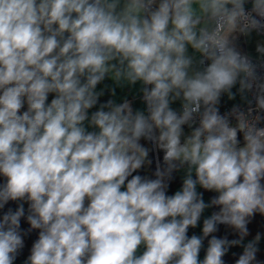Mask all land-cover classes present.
I'll return each instance as SVG.
<instances>
[{
    "label": "clouds",
    "instance_id": "clouds-1",
    "mask_svg": "<svg viewBox=\"0 0 264 264\" xmlns=\"http://www.w3.org/2000/svg\"><path fill=\"white\" fill-rule=\"evenodd\" d=\"M0 178V264H264V0H0Z\"/></svg>",
    "mask_w": 264,
    "mask_h": 264
},
{
    "label": "trees",
    "instance_id": "trees-1",
    "mask_svg": "<svg viewBox=\"0 0 264 264\" xmlns=\"http://www.w3.org/2000/svg\"><path fill=\"white\" fill-rule=\"evenodd\" d=\"M157 154H158V160L162 163L163 154L159 151H157ZM150 160L152 161V170H153L151 177L154 178L153 173L155 171V168H154V158H153L152 153L150 154ZM134 174H140L142 176H145L144 167L139 171V173H134ZM2 179L3 178H0V182H2ZM176 181H177V177L175 176V179L172 181L170 185V189L172 188V186L174 185ZM211 195L214 196L215 194L212 193ZM17 207H18V202L10 201L3 210H0V217H2L3 213L6 212L8 208H11L13 211H15ZM24 207H25V213L27 215V208H28L27 203L24 204ZM214 210H217V209H212V211ZM29 227L30 226L27 224L26 218H22L21 220L22 230H27ZM248 227L251 233V235L249 236V239H251L252 236H254L257 232L264 233V217H261L259 214H257ZM218 228H219V231L213 234V235H216L218 238H222L225 235H227L229 239L236 238L235 234L232 233V231L228 229L226 226L220 225L218 226ZM37 238H38V232L36 230L32 231L31 233L25 236V247L22 249L20 255L17 257V260L25 258L30 254L31 245ZM205 242H207V239H205ZM233 248H235L236 250L231 251L224 257L225 264H234L235 259L238 258L239 254L242 253V248L240 246H234ZM259 248H260V252L258 253V258L261 260H264V242H260ZM233 253H236V256H233Z\"/></svg>",
    "mask_w": 264,
    "mask_h": 264
},
{
    "label": "crops",
    "instance_id": "crops-1",
    "mask_svg": "<svg viewBox=\"0 0 264 264\" xmlns=\"http://www.w3.org/2000/svg\"><path fill=\"white\" fill-rule=\"evenodd\" d=\"M246 6H251V4H248V5H246ZM258 38H259V37H257L255 34L253 35V37H252L250 40H246V38L241 37V39H240V44H241L242 48H243L245 51H251V52H253V54H255V53H254V45H255V42H256V40H257ZM108 83H111V82L109 81ZM101 87H102V86H101ZM138 89H139V85H137V86H136L134 89H132V90H129V89H127V88H125L124 90L117 89L115 99L117 100V102H121L122 99H123L125 96H128V95H129V96H131V101H132V103H133V106H134L135 108H142V107H143V104H142V102H141V99H140V95H139ZM129 96H128V97H129ZM134 97H135V98H134ZM52 98H53V97H52V95L50 94V96H49V102L51 101ZM108 98H109V97L106 95L105 97H102L101 99H102V101H106ZM222 100H223L225 103L229 104V105H233V104H236V103H240V99H239V97H237V99L234 100V101H229V100L227 99V97L222 98ZM173 106H174V107H177L178 105H173ZM94 110H95V109H92L91 111H94ZM90 130H91V129H90ZM142 144H145V146H147V147H149V148L151 149V145L148 144L147 142L142 141ZM154 150H155V149L150 150V153H149V159H150V154L152 153V154H153V158H154V168H156L157 161H159V160H158L157 150H156V155H155V151H154ZM152 172H153V170H152V163H151L150 165L146 164V165L144 166V175H145V176H148V177H151ZM175 176L177 177V181L174 183V185L172 186V188L169 190V194L174 193V191H175L177 185L182 184V178L180 177V175H179V174H175ZM151 178H152V177H151ZM207 192H208V191H207ZM208 194H209V196H210V198H211V196H212L211 194H212V193H211V192H208ZM214 194H215V193H214ZM202 225H203V220H202ZM192 232H193V228H190L189 231H188V235L190 236ZM201 235H202V232H201ZM206 243H207V242L204 241V244H206ZM205 250H206V249H202V250H201V253H200V259H203L204 254H205ZM141 251H143V248H141ZM229 253H230V252H229ZM26 258H27V257L22 258V259H20V260H16V261H15V264H24V261L26 260Z\"/></svg>",
    "mask_w": 264,
    "mask_h": 264
},
{
    "label": "rangeland",
    "instance_id": "rangeland-1",
    "mask_svg": "<svg viewBox=\"0 0 264 264\" xmlns=\"http://www.w3.org/2000/svg\"><path fill=\"white\" fill-rule=\"evenodd\" d=\"M178 174H179L180 177L182 178L183 173L181 172V173H178ZM181 185H182V184L177 185L175 191L178 190L179 187H180ZM198 191H202V192H203L205 202H208V201L210 200V196H209V194H208L207 191L202 190V189H199V188H198ZM211 213H212V209H207V210H205V212H204V214H203V216H202V218H201L200 223L198 224V226H197L196 228H193V232L191 233V235H193V234H195V235H201V232H202V226H203V225H202V220H203L204 218H207L208 216H210ZM191 235H190V236H191ZM190 236H189V237H190ZM261 242H264V240H261ZM206 247H207V243L204 244V249H206ZM234 250H236V249L232 247V248H230L229 252L234 251ZM229 252H228V253H229Z\"/></svg>",
    "mask_w": 264,
    "mask_h": 264
},
{
    "label": "built area",
    "instance_id": "built-area-1",
    "mask_svg": "<svg viewBox=\"0 0 264 264\" xmlns=\"http://www.w3.org/2000/svg\"><path fill=\"white\" fill-rule=\"evenodd\" d=\"M246 7L249 8V9L251 8V6H246ZM128 96H126V97L131 101V96H129V97ZM231 107H232V105H229V104L225 103L223 100L221 101V109L220 110H221L222 113L230 110ZM24 110H26V106H25ZM241 139H242V137H241ZM154 151H155V155H156V150H154Z\"/></svg>",
    "mask_w": 264,
    "mask_h": 264
},
{
    "label": "water",
    "instance_id": "water-1",
    "mask_svg": "<svg viewBox=\"0 0 264 264\" xmlns=\"http://www.w3.org/2000/svg\"><path fill=\"white\" fill-rule=\"evenodd\" d=\"M234 247V246H233Z\"/></svg>",
    "mask_w": 264,
    "mask_h": 264
}]
</instances>
